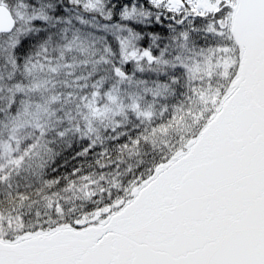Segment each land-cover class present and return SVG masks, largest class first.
<instances>
[{
  "label": "snow or ice",
  "instance_id": "obj_1",
  "mask_svg": "<svg viewBox=\"0 0 264 264\" xmlns=\"http://www.w3.org/2000/svg\"><path fill=\"white\" fill-rule=\"evenodd\" d=\"M0 264H264V0H0Z\"/></svg>",
  "mask_w": 264,
  "mask_h": 264
}]
</instances>
